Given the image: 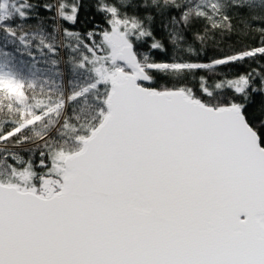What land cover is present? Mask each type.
I'll return each instance as SVG.
<instances>
[{"label":"snow or ice","instance_id":"1","mask_svg":"<svg viewBox=\"0 0 264 264\" xmlns=\"http://www.w3.org/2000/svg\"><path fill=\"white\" fill-rule=\"evenodd\" d=\"M93 6L104 26L80 20L84 0H0V264H264V70L189 82L264 58V0ZM41 7L51 31L27 25ZM236 31L259 46L183 58Z\"/></svg>","mask_w":264,"mask_h":264},{"label":"trees","instance_id":"2","mask_svg":"<svg viewBox=\"0 0 264 264\" xmlns=\"http://www.w3.org/2000/svg\"><path fill=\"white\" fill-rule=\"evenodd\" d=\"M55 0H31V3L43 5L45 3H54ZM85 7L81 9L80 20L83 21L87 15V18L93 21L92 25L88 27H93L95 25L104 26L103 17L95 13L94 0H84ZM259 5V0H257ZM259 10V8L257 9ZM174 15L178 14L175 11L172 13ZM233 16V23H237L239 19L245 17L249 14V9L245 8H233L230 13ZM54 16V12H48L43 9L39 10V17L36 19H31L27 22V25L35 27L37 24H42L46 31H51L54 27L51 17ZM159 20H157V25ZM63 28H68L70 31L83 32L85 26L83 23H78L76 25H70L66 22H62V27L60 29L59 35H62ZM27 30V29H26ZM155 35L157 39H164L165 44L167 45V53L154 52L153 56L158 61L169 60L173 56V50L170 44H168L165 39V33L163 29L159 26L155 28ZM187 36L189 41L191 38V30H188ZM151 41H149L150 43ZM260 43V35L255 31H247L246 33L236 31L231 34H226L223 37L217 35L214 40H210L205 43L203 46L194 45L195 54H184L183 58L189 60L190 62L195 63H210L214 58H219L224 55L232 54L234 51H239L247 48L257 47ZM64 44H67V41H64ZM59 45V40H58ZM8 51H13V46L9 45L6 49ZM141 52L148 50L147 44L138 49ZM35 51V49H34ZM39 58V53H36ZM73 55L71 49L58 46L56 59L59 61V68L65 74V79L63 81L65 88H68L67 79L70 78V68L69 63L70 56ZM25 59H28L25 57ZM253 69H256L257 72L264 70V58L257 57L256 59L245 60L242 63H234L230 66H221L217 69L216 73L209 72L206 69L197 70L194 74L195 79L189 78L190 86L198 88V79L200 76L211 77L213 79L224 78H233L235 75L242 73L250 72ZM261 104H264V94H254L253 95V108L257 109ZM26 155V154H25ZM38 159V157H37Z\"/></svg>","mask_w":264,"mask_h":264}]
</instances>
